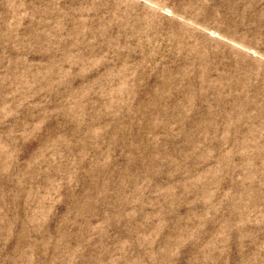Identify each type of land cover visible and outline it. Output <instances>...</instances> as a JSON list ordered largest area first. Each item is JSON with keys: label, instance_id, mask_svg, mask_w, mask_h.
Returning <instances> with one entry per match:
<instances>
[{"label": "rangeland", "instance_id": "rangeland-1", "mask_svg": "<svg viewBox=\"0 0 264 264\" xmlns=\"http://www.w3.org/2000/svg\"><path fill=\"white\" fill-rule=\"evenodd\" d=\"M0 264H264V0H0Z\"/></svg>", "mask_w": 264, "mask_h": 264}]
</instances>
